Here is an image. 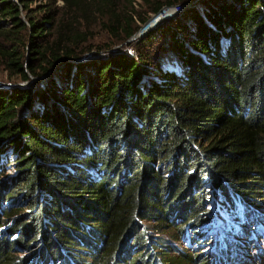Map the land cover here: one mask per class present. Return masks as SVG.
<instances>
[{
    "label": "trees",
    "instance_id": "1",
    "mask_svg": "<svg viewBox=\"0 0 264 264\" xmlns=\"http://www.w3.org/2000/svg\"><path fill=\"white\" fill-rule=\"evenodd\" d=\"M56 1L0 0V71L37 78L0 88V171L11 155L20 167L0 182V262L86 264L65 249L89 242L96 264L124 263L140 220L210 230V187L224 211H264V0ZM188 4L126 47L152 14ZM98 26L112 41L95 44Z\"/></svg>",
    "mask_w": 264,
    "mask_h": 264
},
{
    "label": "rangeland",
    "instance_id": "2",
    "mask_svg": "<svg viewBox=\"0 0 264 264\" xmlns=\"http://www.w3.org/2000/svg\"><path fill=\"white\" fill-rule=\"evenodd\" d=\"M18 2V0H16ZM141 1V2H140ZM46 2V0H34L32 7L36 8L37 5L35 3H41ZM116 5L123 7L128 3V0H115ZM137 9L139 10H146L148 6L144 3L143 0H134ZM141 3L144 4L141 6ZM193 4H188L184 6L183 8H179V11L185 10L187 7L191 6ZM63 6L62 0H57L54 4L55 8H61ZM157 14H152V16L149 18V20L142 26L141 34L138 35L134 40L127 41V46H130V44L134 41H138L142 36L146 35L153 26H151V22L153 21L154 26H158L161 22L157 20L158 16ZM25 13H23L22 17L23 19H26ZM96 35L94 38L95 44L98 45H104L112 39L110 36L105 32L101 31L100 27L95 28ZM99 31V32H98ZM123 44H120L118 48L122 47ZM130 48V47H129ZM117 48H114L116 50ZM167 60V59H165ZM169 63L166 64L168 68H173L175 70H179V66L177 64H173V60H167ZM37 79L35 77L32 78V80L29 81H21L26 82L25 85H30L31 83L35 82ZM20 82V83H21ZM0 83L7 84V83H13V81H9L6 72L0 71ZM19 83V82H17ZM1 88V87H0ZM10 161L8 162V165L6 167H2L0 171V182L6 183L8 181H12L16 179V177L19 174L20 167L18 164L15 163L14 155H11ZM157 168L163 169V171L167 170L168 167L164 163H160L157 165ZM132 175L133 173H129ZM165 175H169L166 174ZM95 177H100V173L95 172ZM4 181V182H3ZM17 184L12 187V189L16 188ZM11 189V190H12ZM209 191L208 194V200H210L209 203V218H207L206 221L213 220L217 224H222L226 220V224L221 227L220 232L215 231L217 227L214 228V230H211L212 226H208L207 228L210 229L206 231V224L202 223L199 224L201 227L200 230L201 233L199 235H194L189 230V226L192 224L191 221H188L185 219V222L182 220L177 221H165V222H157V221H139V228L141 227V231H143L144 234H142V238H136L132 237L128 239V241L124 244V248L121 250L120 257L124 259V263L121 261L117 262V259L119 256L115 255V261H113L116 264H127L129 261L133 259L137 254H140L143 252V256L139 257V260L137 261V264H146V261H149V264H205V260L210 259V264H217V262L220 260L221 257H223V260H225V254H221L219 251L221 248H224L225 245L231 244L233 246V249L236 251L237 248V254H238V260L237 264H264V223L261 224V222H264V211H255V208L252 204H237L235 206V210H227L224 211L218 204L219 202L217 199L218 193L217 190H214L213 188H208ZM17 199L16 200V207H26V204H22L21 200L24 198L21 193H16ZM261 198L264 199V191L261 192ZM217 201L218 204L215 202ZM180 208V207H179ZM225 209V208H224ZM180 211V210H179ZM174 216L172 218L175 219V216L178 215V210H175ZM25 213H19L17 216L20 217ZM221 215L223 219L221 221H217L216 215ZM247 219V225H248V232L247 233V226L246 230H243L241 233L244 245L236 246L235 245V239H230L228 241H225L226 235H229L230 232L233 231V227L239 228V225L242 224V220L244 221ZM233 223V225H231ZM175 225L181 226L183 230L179 232L178 228ZM88 227L91 229L92 224H88ZM257 227V231L255 228ZM9 227L3 226L0 228V237H6L9 236ZM186 229L189 230L187 236H186ZM219 229V228H218ZM206 232V234H204ZM213 232L212 236H209ZM203 234V236H202ZM236 234V235H235ZM262 234V235H261ZM240 235V232L234 231V234H231L232 237H237ZM252 235L254 239H252ZM92 244H95L93 241V233H92ZM202 236V239H205L209 236V244L207 245H201L198 243L200 241V238ZM197 237V239H196ZM90 239V240H91ZM198 240L197 243H192ZM252 240H254V243H252ZM230 241V242H229ZM218 242V243H217ZM86 245H80V246H71V249L67 248L66 251H75L79 257L86 263V264H96L94 259H92L91 255L93 253L92 248L89 246V242H83ZM222 243V244H221ZM191 244V245H190ZM43 245V244H42ZM31 246L33 247H39L41 246V242H34L31 243ZM213 246V247H212ZM217 246V247H216ZM236 248H235V247ZM212 247V248H211ZM82 250H80V249ZM233 249L231 248L230 256L235 255ZM22 248L19 246H15L11 252H15V254L19 255L20 257L24 256V253H21ZM238 251H242V254L240 255ZM244 251V252H243ZM35 254H32L31 256H34ZM181 257L179 260L174 261L170 257ZM219 256V257H218ZM221 256V257H220ZM208 257V258H207ZM39 260V263L37 264H51L50 262H46L42 259H39V256L35 255L33 257V263L35 264V261ZM216 261V262H215ZM223 264H232V261L229 263L223 261ZM0 264H4L1 263ZM30 264V263H29ZM208 264V262H207Z\"/></svg>",
    "mask_w": 264,
    "mask_h": 264
},
{
    "label": "bare ground",
    "instance_id": "3",
    "mask_svg": "<svg viewBox=\"0 0 264 264\" xmlns=\"http://www.w3.org/2000/svg\"><path fill=\"white\" fill-rule=\"evenodd\" d=\"M219 215V214H218ZM218 215H216V217H217V221H221L222 219H223V217L221 216V217H219ZM214 224H213V227H212V229L211 230H214V228L215 227H217L216 228V230L215 231H217V232H220V229H221V227H223V225H225L226 224V220H225V222L224 223H222V224H217V223H215V222H213ZM247 222L244 220H242V224L241 225H239V228H237V227H233L232 229H233V231L232 232H230L229 233V235H226V236H224L225 237V241H228V240H230V239H235V245L236 246H240V245H244L243 244V242H244V240H243V238H241L242 237V231L243 230H246V226H247V224H246ZM263 222H261V224H262ZM231 225H233V223L231 224ZM219 228V229H218ZM206 230V229H205ZM210 230V231H211ZM234 231H238V232H240V235L237 237V239L235 238V237H232L231 236V234H234ZM247 231V230H246ZM258 232V231H257ZM247 233L249 234V232L247 231ZM212 234H213V232H211V234L209 235V236H212ZM236 235V234H235ZM262 235V234H261ZM209 236L207 237V238H205V239H202V237H201V240H203V241H208V243H209V241H210V239H209ZM230 242V241H229ZM218 243V242H217ZM252 243H254V244H256L255 242H254V240H252ZM222 244V243H221ZM191 245V244H190ZM213 247V246H212ZM211 247V248H212ZM217 247V246H216ZM235 247V246H234ZM231 248L233 249V246H231V244H227V245H225V247L224 248H221V250L219 251L221 254H225V260H223V257H221L220 258V260L217 262V264H223L224 262L223 261H225V262H227V263H229L230 261H232V264H237V260H238V254L236 253L237 252V248H236V251L233 249V251H234V253H236L235 255H233V256H230V252H231ZM244 252V251H243ZM238 253L241 255L242 254V251H238ZM219 257V256H218ZM239 261V260H238ZM216 262V261H215ZM239 264V263H238ZM254 264V263H253Z\"/></svg>",
    "mask_w": 264,
    "mask_h": 264
},
{
    "label": "built area",
    "instance_id": "4",
    "mask_svg": "<svg viewBox=\"0 0 264 264\" xmlns=\"http://www.w3.org/2000/svg\"><path fill=\"white\" fill-rule=\"evenodd\" d=\"M185 5H183L184 7ZM182 6H173V7H164L160 12L157 13L156 16H158L157 20H159L160 22L164 21L166 18L174 15L178 10L179 8H183ZM151 26L155 27L153 25V21L151 22L150 24ZM152 27V28H153Z\"/></svg>",
    "mask_w": 264,
    "mask_h": 264
},
{
    "label": "water",
    "instance_id": "5",
    "mask_svg": "<svg viewBox=\"0 0 264 264\" xmlns=\"http://www.w3.org/2000/svg\"><path fill=\"white\" fill-rule=\"evenodd\" d=\"M142 29V28H141ZM141 29L133 36V37H131L130 39H128V41H132V40H134L138 35H140L141 34ZM35 79H37V78H35ZM26 84V82H19V83H7V84H2V83H0V87H16V86H23V85H25Z\"/></svg>",
    "mask_w": 264,
    "mask_h": 264
}]
</instances>
